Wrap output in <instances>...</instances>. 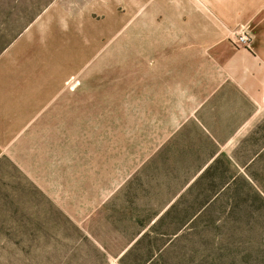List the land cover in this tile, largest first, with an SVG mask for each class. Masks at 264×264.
Returning a JSON list of instances; mask_svg holds the SVG:
<instances>
[{"label":"rangeland","instance_id":"obj_1","mask_svg":"<svg viewBox=\"0 0 264 264\" xmlns=\"http://www.w3.org/2000/svg\"><path fill=\"white\" fill-rule=\"evenodd\" d=\"M141 2L0 0V264H264V117L164 137L184 43Z\"/></svg>","mask_w":264,"mask_h":264},{"label":"crops","instance_id":"obj_2","mask_svg":"<svg viewBox=\"0 0 264 264\" xmlns=\"http://www.w3.org/2000/svg\"><path fill=\"white\" fill-rule=\"evenodd\" d=\"M140 11L156 41L184 43L171 53L164 137L192 138L195 130L207 161L229 153L264 117V0H142ZM235 30L251 35L248 49L230 42Z\"/></svg>","mask_w":264,"mask_h":264},{"label":"built area","instance_id":"obj_3","mask_svg":"<svg viewBox=\"0 0 264 264\" xmlns=\"http://www.w3.org/2000/svg\"><path fill=\"white\" fill-rule=\"evenodd\" d=\"M231 41L238 47H247L252 42V37L247 32L235 30L232 32Z\"/></svg>","mask_w":264,"mask_h":264}]
</instances>
